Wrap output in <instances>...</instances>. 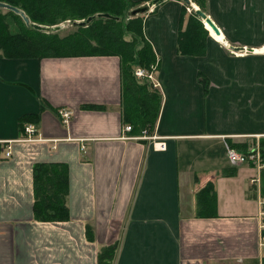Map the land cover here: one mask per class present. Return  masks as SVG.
Here are the masks:
<instances>
[{
    "label": "crops",
    "instance_id": "0c3cea01",
    "mask_svg": "<svg viewBox=\"0 0 264 264\" xmlns=\"http://www.w3.org/2000/svg\"><path fill=\"white\" fill-rule=\"evenodd\" d=\"M190 1L141 14L160 97L148 133L165 149L125 129L118 57L0 50V264H99L113 244L111 264H263L264 161L232 166L226 147L260 150L264 141V52L253 51L264 47V0H204L220 38ZM191 16L208 33L200 28L201 43L183 46ZM61 109L72 112L67 124ZM27 114L38 117L40 140H21ZM37 163L67 166L68 220L34 219ZM208 182L216 215L203 218L196 193Z\"/></svg>",
    "mask_w": 264,
    "mask_h": 264
},
{
    "label": "trees",
    "instance_id": "16d2710c",
    "mask_svg": "<svg viewBox=\"0 0 264 264\" xmlns=\"http://www.w3.org/2000/svg\"><path fill=\"white\" fill-rule=\"evenodd\" d=\"M24 11L30 22L53 26L65 20H85L91 15L108 13L117 19L95 16L84 26L76 24L74 31L61 37L58 33H45L27 26L13 12L0 15V50L9 58H65L79 56H116L119 59L124 122L142 134L154 128L160 97L157 88L146 79L134 74L140 67L146 71L156 68L155 53L143 34L142 15L129 16L140 2L131 0H0ZM202 10L204 0H194ZM203 11V10H202ZM7 15L15 19H9ZM202 21L195 16L188 19L183 46L189 41L200 44ZM128 37V38H127ZM201 39V40H199ZM185 41V42H184ZM38 117L27 114L25 123H35ZM264 141L260 144V161H264ZM249 151H247L248 153ZM263 160V161H262ZM253 162V161H251ZM255 165L256 163L253 162ZM33 217L39 221H65L69 219L66 203L68 170L63 163H37L33 167ZM216 196L212 182L196 193V215H216ZM264 235V229L262 230ZM91 237L90 233L88 234ZM115 244L101 248L99 264H111ZM264 264V260H263Z\"/></svg>",
    "mask_w": 264,
    "mask_h": 264
},
{
    "label": "built area",
    "instance_id": "2783aa9c",
    "mask_svg": "<svg viewBox=\"0 0 264 264\" xmlns=\"http://www.w3.org/2000/svg\"><path fill=\"white\" fill-rule=\"evenodd\" d=\"M134 74L136 75L137 78H143V79L146 78V80L147 79L150 80V82L152 83V86L154 87L158 86V83L155 77L153 76V72L147 73L146 71L138 67L135 69ZM59 114L62 118V121L67 124L71 117L72 112L67 109H62V110H59ZM125 129L130 130L131 126L130 125L125 126ZM149 138L152 139V137L150 136ZM40 139H41V136L37 134L36 129L34 128L33 125L28 124L24 127V136L21 138V140L35 141V140H40ZM10 144L11 143L9 142L7 145L4 146V155L6 157H8L11 154L12 146ZM226 156H227L228 161L232 165H237V164H241V163L248 162V161H253L257 163L258 165L260 164L259 152L257 149L251 151L248 154H244V153L237 152L235 149L227 146ZM261 216L264 218V209L261 212ZM261 228L264 229V222L262 223ZM260 246L264 253V235L261 236Z\"/></svg>",
    "mask_w": 264,
    "mask_h": 264
},
{
    "label": "water",
    "instance_id": "95a60500",
    "mask_svg": "<svg viewBox=\"0 0 264 264\" xmlns=\"http://www.w3.org/2000/svg\"><path fill=\"white\" fill-rule=\"evenodd\" d=\"M162 1H164V0H151L146 5L138 6V7L134 8V9H132L129 12V16L134 17V16H137V15L144 14L147 11H149V9L152 6H154L155 4H157L159 2H162ZM182 1L185 2L186 4H190V0H182ZM0 7L6 8V9L11 10L14 13L18 14L22 18L24 23L27 26L31 25V27L33 29H36V30H39V31H42V32H57V31L62 29L61 25L47 26V25H41V24H37V23H31L29 18L27 17V15L24 13L23 10H21L20 8L15 7V6H13V5L9 4V3L0 2ZM195 14L198 17H200L203 20V22L207 23L211 27V29L215 32V34H217V35L221 34L220 29L211 20V18L209 16H207V14L205 12H203L202 10L197 8L195 10ZM95 16L117 19V17H113V16H111L108 13H98L97 15H91V16L87 17L85 20L75 21L74 24H78L80 26H84L87 23H89L91 20H93ZM232 48H234L235 50L243 49V47H237V46H233ZM249 50H251V49H249Z\"/></svg>",
    "mask_w": 264,
    "mask_h": 264
},
{
    "label": "rangeland",
    "instance_id": "374dc122",
    "mask_svg": "<svg viewBox=\"0 0 264 264\" xmlns=\"http://www.w3.org/2000/svg\"><path fill=\"white\" fill-rule=\"evenodd\" d=\"M0 2H2V1H0ZM6 3V2H5ZM16 7V6H15ZM2 8V7H1ZM136 8V7H135ZM152 8V7H151ZM150 8V9H151ZM197 8H199V7H197ZM196 8V9H197ZM5 10H7L8 12H13V11H11V10H8V9H6V8H4ZM134 9V8H133ZM149 9V10H150ZM195 8H194V12H195V10H196ZM200 9V8H199ZM201 10V9H200ZM7 12V13H8ZM204 12V11H203ZM14 13V12H13ZM14 14H16V13H14ZM16 15H18V14H16ZM12 18H13V16H11ZM20 17V16H19ZM21 18V17H20ZM104 18H106V17H104ZM22 19V18H21ZM106 19H110V18H106ZM23 21V20H22ZM24 22V21H23ZM32 23V22H31ZM26 25V24H25ZM56 25H61L62 26V29L61 30H59V31H57V32H45V33H58L61 37H63V36H65V35H68L69 33H71L72 31H74V29H75V26H76V24H74V23H72V21L71 20H65V21H62V22H60V23H58V24H56ZM128 38V37H127ZM233 55H241V53H232ZM140 68V67H139ZM141 69H143V68H141ZM150 70H148V71H146L147 69H143L144 71H146L147 73H149V72H153V71H151L153 68L152 67H150L149 68ZM141 79H143V78H141ZM146 79V78H145ZM148 80V79H147ZM148 81H150V80H148ZM153 88H155L154 86H152ZM28 124H30V125H33V124H31V123H25L24 124V126L23 127H25L26 125H28ZM128 125H130V124H128ZM34 126V125H33ZM34 128H35V126H34ZM152 132V131H151ZM150 133V132H149ZM150 137H152V139L151 138H149V140H151L152 141V144H153V142L155 141V135L154 134H150ZM230 163V162H229Z\"/></svg>",
    "mask_w": 264,
    "mask_h": 264
},
{
    "label": "bare ground",
    "instance_id": "6f19581e",
    "mask_svg": "<svg viewBox=\"0 0 264 264\" xmlns=\"http://www.w3.org/2000/svg\"><path fill=\"white\" fill-rule=\"evenodd\" d=\"M185 3V2H184ZM186 4V3H185ZM192 3H191V1H190V4H187V5H191ZM203 21V20H202ZM204 24H205V26L207 27V29L209 30V31H211V33H212V35L213 36H215V37H217V38H220V34L219 35H217V34H215V32L211 29V27L207 24V23H205L204 22ZM244 49V48H243ZM243 49H241V50H243ZM253 51H257V52H264V47H262V48H260V49H254ZM131 126V125H130ZM131 130V129H130ZM130 130H128V131H130ZM149 136H150V134H147V133H144V135L142 136L143 138H148L149 139ZM154 143V145L156 146L157 145V148H159V149H165L166 148V144H165V142L164 141H160L159 140V138L155 135V141L153 142ZM228 147H231V146H229V145H227ZM231 148H233V147H231ZM233 149H235V148H233ZM237 152H240V151H238L237 149H235ZM258 150V152H259V159H260V150L259 149H257ZM251 151H253V150H251ZM251 151H249L248 153H250ZM240 153H244V154H248L247 152H240ZM248 162H250V161H248ZM244 163H247V162H244ZM242 164V163H241ZM257 164V163H256ZM230 165H232L231 163H230ZM237 165H239V164H237ZM237 165H232V166H237ZM257 166H263V162H261L260 161V164L258 165L257 164ZM264 203V202H263ZM262 203V209H261V212H262V210L264 209V204ZM261 212H260V214H261ZM264 222V218H263V221H262V223ZM263 229L261 228V231H262ZM263 235V233L261 232V236ZM263 252V251H262Z\"/></svg>",
    "mask_w": 264,
    "mask_h": 264
}]
</instances>
